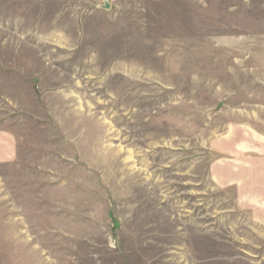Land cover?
Here are the masks:
<instances>
[{"label": "rangeland", "instance_id": "374dc122", "mask_svg": "<svg viewBox=\"0 0 264 264\" xmlns=\"http://www.w3.org/2000/svg\"><path fill=\"white\" fill-rule=\"evenodd\" d=\"M0 264H264V0H0Z\"/></svg>", "mask_w": 264, "mask_h": 264}]
</instances>
